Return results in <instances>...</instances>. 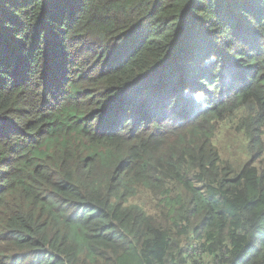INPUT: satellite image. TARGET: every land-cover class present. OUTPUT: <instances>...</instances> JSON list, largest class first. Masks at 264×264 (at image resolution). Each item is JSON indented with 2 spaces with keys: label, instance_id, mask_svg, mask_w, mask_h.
I'll return each mask as SVG.
<instances>
[{
  "label": "trees",
  "instance_id": "1",
  "mask_svg": "<svg viewBox=\"0 0 264 264\" xmlns=\"http://www.w3.org/2000/svg\"><path fill=\"white\" fill-rule=\"evenodd\" d=\"M0 264H264V0H0Z\"/></svg>",
  "mask_w": 264,
  "mask_h": 264
}]
</instances>
